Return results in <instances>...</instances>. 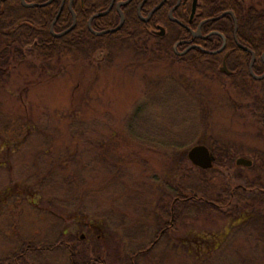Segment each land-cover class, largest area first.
<instances>
[{
	"label": "rangeland",
	"instance_id": "1",
	"mask_svg": "<svg viewBox=\"0 0 264 264\" xmlns=\"http://www.w3.org/2000/svg\"><path fill=\"white\" fill-rule=\"evenodd\" d=\"M246 2L264 9V0ZM135 52L28 55L0 66L9 71L0 77V258L19 237L44 241L65 229L79 245L105 239L110 264H264V228L250 222L264 216V204L248 198L223 204V217L181 210L172 240L152 246L170 220L168 184L192 164L182 160L185 149H231L235 167H214L217 186L264 184V125L251 108L259 83L236 87L201 66L149 62ZM165 138L193 142L174 150L161 145ZM240 157L252 166L237 165ZM65 259L48 254L42 262Z\"/></svg>",
	"mask_w": 264,
	"mask_h": 264
},
{
	"label": "trees",
	"instance_id": "2",
	"mask_svg": "<svg viewBox=\"0 0 264 264\" xmlns=\"http://www.w3.org/2000/svg\"><path fill=\"white\" fill-rule=\"evenodd\" d=\"M3 3V0H0ZM15 10L9 15L7 11H3L0 7V66H8L13 61L23 62L28 55H38L44 57H52L56 54L72 53L76 52L80 56L90 58L98 51L102 52L105 49L111 52L117 48L132 49L135 53L141 56L142 59L147 61H173L175 63H181L188 67H199L204 69V63L207 65L208 70L213 73H217V66L220 60L215 55H206L199 49H192L189 53L180 56L176 52L180 49L181 44H177V38L172 36H149L146 34L147 24L138 18L136 14L127 15L125 25L118 31L109 32L101 36L94 35L82 22L85 15L79 18L77 26L67 34L61 37L53 36L49 27L54 18L56 8L53 10H46V14L43 15L40 8H26L19 0H14ZM231 10L238 20V35L242 42L254 48L257 53L258 61L254 68L256 71H262L264 69L262 65V54L264 53V9L258 8L254 4H247L246 0H201L200 11L203 16L218 15L224 11ZM11 19L8 23V19ZM27 18L30 22H26ZM114 21L115 17L108 18ZM72 20L70 10H66L62 13L61 18L58 20L56 26L57 30H64L67 28ZM225 20L228 22V26L223 27L222 31L228 37L227 49L233 48L234 51H239L242 55L241 59L237 62L239 69L244 68L247 72L248 64L250 61V55L242 49L233 40L234 23L227 15ZM13 25V27H10ZM36 25V26H35ZM33 44V47L25 50L27 45ZM222 45L220 36L214 37L209 46L212 48ZM111 54V53H110ZM240 55V56H241ZM261 64V65H260ZM202 70V71H203ZM9 71L5 69L0 70V77L9 76ZM221 75V74H218ZM225 76V75H221ZM243 79L242 76H230L228 77L233 85L238 83L237 78ZM257 82L256 80H254ZM178 85L184 95H188V87L184 83ZM190 95V94H189ZM188 95V96H189ZM194 100V99H192ZM195 101V100H194ZM196 102V101H195ZM192 107H195V103L192 102ZM253 115L264 125V87L261 89L260 98L254 100L252 103ZM30 130V129H29ZM27 134V133H26ZM25 134V135H26ZM25 138V136H24ZM161 145H168L171 149H182L189 143L193 142V139H189L188 142H182L180 138H168L162 140ZM160 144V143H159ZM216 154L215 167L231 166L235 167L234 157L231 149L228 147H218L213 150ZM182 160H189L187 157V149H185V156ZM184 164V162H181ZM186 170V171H185ZM183 178L181 181L171 185L168 184L169 190L173 192V199L178 197L180 201L175 202V220L171 228L165 231L162 235V239H166L172 232L177 230V221L181 210H187L192 214L195 211L208 208L216 211L220 216L227 215L222 210L225 207L223 204L232 203L234 197L237 200L250 199L254 202H260L264 204V184L255 182L239 183L236 186L222 184L217 186L214 182L216 179V173L214 168L202 169L196 166H191L182 170ZM188 172L189 174H184ZM186 176V177H185ZM184 178H186L184 180ZM238 180H242L240 174H236ZM256 185L260 186L259 191L256 192ZM232 189V193L229 190ZM191 194V198L185 201V192ZM250 191H253L252 193ZM256 192V193H254ZM240 194V195H239ZM199 199V200H198ZM37 203V202H36ZM230 206V205H229ZM168 207V206H167ZM228 207V206H226ZM235 207V205H234ZM237 211V210H236ZM241 212V211H240ZM166 213L171 215L170 210H166ZM168 219L165 223H168ZM250 222L257 223L264 228V216H260ZM253 224V223H251ZM66 230L55 237L54 239L35 241L30 239V264L31 259L38 261L35 264H44L43 260L48 257V254H59L61 257L66 258V264H110L108 261V255H105L106 240L103 238L95 239L94 243L82 242L75 243L74 237L66 234ZM126 233V231H124ZM127 237L134 240L138 237L137 233L130 228L127 231ZM73 237V239H72ZM169 238V237H168ZM74 242V243H73ZM132 242V241H131ZM91 245V246H90ZM143 247L136 253L142 254ZM96 258L98 260H96ZM43 261V262H42ZM103 262V263H102ZM6 259H0V264H6Z\"/></svg>",
	"mask_w": 264,
	"mask_h": 264
},
{
	"label": "flooded vegetation",
	"instance_id": "3",
	"mask_svg": "<svg viewBox=\"0 0 264 264\" xmlns=\"http://www.w3.org/2000/svg\"><path fill=\"white\" fill-rule=\"evenodd\" d=\"M19 1L26 8L42 9L43 15L46 14V10L56 8L54 18L49 27L50 33L55 37H61L57 35L73 26L68 32L72 31L79 23V18H82V15H85L84 19L82 18V22H84L86 27L94 35L101 36L120 30L126 23L127 15L136 14L140 20L147 24L146 34L149 36L165 37L170 35L173 38H177V44L182 45L180 49L176 50L178 55L183 56L192 49H199L206 55L217 56L220 60L217 66V73L225 75L224 77L229 81L228 77L230 76L244 77L243 79L236 77L238 81L235 85L236 87H242V84L248 79H251L253 82L256 80L260 85V89L264 87V69L262 71L255 70L254 66L259 62L257 53L253 47L240 40L238 35V20L231 10L224 11L218 15L203 16V13L200 11L201 0H25L28 4H34L33 6L24 4L22 0ZM0 7L11 15L15 10L14 0H3V3L0 1ZM66 8L70 10L72 16L71 23L64 30H57L56 24ZM227 15H230L234 23V42H236L242 51L250 55L247 72L244 68L239 69L236 65L242 57V52L234 51L235 49L233 48L227 49L228 37L220 31L224 25L228 26V22L225 20ZM113 16L115 19L112 22L108 18ZM10 21L12 20L9 18L7 22L10 23ZM26 22L29 23L30 20L27 18ZM10 27H13V25ZM107 30L109 31L106 33L95 34V31L103 32ZM216 36L221 37L222 45L212 48L209 44ZM254 54L255 60L252 65V71L257 76H263V78H255L251 73L250 65ZM262 59L264 67V53L262 54ZM204 66L205 72L216 74L208 70L205 63ZM247 89L246 97L249 98L250 90ZM185 200H188L187 197L186 199H182V201ZM176 201H180V199L178 197L173 199L170 207V220L163 225L160 233L153 240L152 245L158 244L162 240V235H164L165 231L174 224ZM166 240L169 242L172 239L167 238ZM16 242L17 246L12 247L5 254V257L0 259H6V264H30V239L19 237ZM183 243L186 244V241H183ZM96 260L98 259L96 258Z\"/></svg>",
	"mask_w": 264,
	"mask_h": 264
},
{
	"label": "water",
	"instance_id": "4",
	"mask_svg": "<svg viewBox=\"0 0 264 264\" xmlns=\"http://www.w3.org/2000/svg\"><path fill=\"white\" fill-rule=\"evenodd\" d=\"M24 4L29 5V6H33L34 4H28L25 0H22ZM73 27V26H72ZM72 27H70L68 30L62 32L61 34H58L57 36H62L64 34H66ZM107 31H103V32H96L95 34L100 35L103 33L108 32ZM241 45V44H240ZM244 47V46H243ZM245 48V47H244ZM255 60V54L253 56L251 65H250V69H251V73L255 78H263V76H257L253 71H252V65L254 63ZM188 157L189 159L192 161L193 164L202 167L204 169L207 168H211L214 166V162H215V155L214 153L210 150V148L205 145V144H198L193 146L189 151H188ZM252 160L244 158V157H240L237 159V164L239 165H246V166H251L252 165Z\"/></svg>",
	"mask_w": 264,
	"mask_h": 264
}]
</instances>
